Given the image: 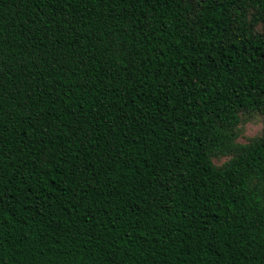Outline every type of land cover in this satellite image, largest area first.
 <instances>
[{
	"label": "trees",
	"instance_id": "trees-1",
	"mask_svg": "<svg viewBox=\"0 0 264 264\" xmlns=\"http://www.w3.org/2000/svg\"><path fill=\"white\" fill-rule=\"evenodd\" d=\"M0 264H264V0H0Z\"/></svg>",
	"mask_w": 264,
	"mask_h": 264
},
{
	"label": "rangeland",
	"instance_id": "rangeland-1",
	"mask_svg": "<svg viewBox=\"0 0 264 264\" xmlns=\"http://www.w3.org/2000/svg\"><path fill=\"white\" fill-rule=\"evenodd\" d=\"M261 129V118L259 114L246 115L241 117L240 122L236 126L235 142L245 143L249 138L259 134ZM226 157H213L212 161L215 164H220Z\"/></svg>",
	"mask_w": 264,
	"mask_h": 264
}]
</instances>
